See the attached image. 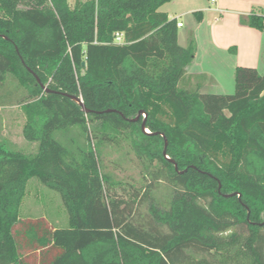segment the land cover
Segmentation results:
<instances>
[{
	"label": "trees",
	"instance_id": "16d2710c",
	"mask_svg": "<svg viewBox=\"0 0 264 264\" xmlns=\"http://www.w3.org/2000/svg\"><path fill=\"white\" fill-rule=\"evenodd\" d=\"M171 1L0 0V107L21 106L37 144L0 143V264H264V75L238 67L230 95L192 87L197 44L179 45ZM240 21L264 38V15ZM128 139L149 163L140 186L104 163ZM34 179L65 227L21 217Z\"/></svg>",
	"mask_w": 264,
	"mask_h": 264
},
{
	"label": "rangeland",
	"instance_id": "374dc122",
	"mask_svg": "<svg viewBox=\"0 0 264 264\" xmlns=\"http://www.w3.org/2000/svg\"><path fill=\"white\" fill-rule=\"evenodd\" d=\"M199 2L200 7L210 6L208 0H199ZM69 3L72 7L74 0H69ZM182 5L179 1L173 2V4L165 6L163 10L178 9ZM223 15L225 16L226 14ZM241 17H239L240 20ZM216 18L219 19V15L211 11L203 12V20L200 21L193 13L179 18L184 26L179 30V45L187 48L193 36L196 35L199 38L200 45L196 52L195 60L189 67L193 72L205 67L210 62V59L211 61L217 58L221 60L227 59L226 55L228 53L232 54L233 50L237 51L238 49L236 43L240 41L243 33L235 28L231 18L228 23H224L222 17L219 22H216ZM239 22L241 24V21ZM256 62H258L257 70L261 75H264V49L261 52L259 51L255 63L252 64H256ZM207 76V74H203L198 77L202 84L204 80L206 81ZM9 83L11 89L16 86L13 80ZM194 83L193 86L195 85ZM216 83L212 86L208 85L204 93L233 94L234 83L232 75L226 73L223 77L219 76V81ZM21 91L19 92L22 93L23 91ZM25 122L26 117L21 106L0 107V143H6L10 149L25 150L27 153L32 152V148L36 149L37 144H30L24 139L23 127ZM103 159L106 170L112 173L117 181L131 182L139 186L144 180L146 182L144 166L149 163L146 158L137 155L131 139L124 140L120 147L109 146L105 148ZM169 193L170 189L165 184L157 185L156 195L158 197L166 199ZM142 211H144V207ZM20 215L22 218H45L51 224H60L61 227H65L68 224V214L60 195L44 186L38 179L30 181L27 188V196L21 206Z\"/></svg>",
	"mask_w": 264,
	"mask_h": 264
},
{
	"label": "crops",
	"instance_id": "0c3cea01",
	"mask_svg": "<svg viewBox=\"0 0 264 264\" xmlns=\"http://www.w3.org/2000/svg\"><path fill=\"white\" fill-rule=\"evenodd\" d=\"M177 1L183 4L180 8L163 10L165 6L173 4V2ZM208 2L210 4L209 7H200L199 0H172L171 2L162 6L159 10L160 12L166 13L170 19H176L178 23H181L179 20L180 17L190 13H200L198 15H195L197 16V19L200 18V20H203V12L211 11L219 15V19L216 18V22H219L220 18L222 17L223 22L228 23L229 19L231 18V22H233L235 28L243 33L240 41L236 43L238 47L237 51L233 50L232 54L228 53L226 55L227 59L221 60L217 58L213 59L212 61L210 59V62L208 63L209 65L206 64L205 67L197 70L196 72L190 70L189 67L192 64L187 68V76L189 77L192 83L191 86H200L202 93H204L208 85L212 86L213 84H217L216 82L219 81V76L223 77L226 73L233 76L234 83L235 71L238 67H251L258 69V62H256V64L252 63H255L256 56L257 54H259V51L261 52V50L264 49V38L262 33L256 29L244 27L239 22L240 16H247L251 14L264 15V0H218V3L216 5H211L210 0H208ZM229 13H231V15H229ZM223 14L226 15L224 16ZM183 27V25L179 27V30ZM193 37L196 41L198 50V47L200 45L199 38L196 35ZM202 73L208 75L206 81L204 80L203 84L198 78L199 76L203 75ZM193 83L195 84L194 86ZM196 83L199 85H197ZM233 89L235 90V83L233 85ZM28 218L30 219V217ZM54 226L61 227L60 224ZM39 254L40 253L38 252L35 255V259L37 260V262ZM29 255V253L25 254L26 260Z\"/></svg>",
	"mask_w": 264,
	"mask_h": 264
},
{
	"label": "water",
	"instance_id": "95a60500",
	"mask_svg": "<svg viewBox=\"0 0 264 264\" xmlns=\"http://www.w3.org/2000/svg\"><path fill=\"white\" fill-rule=\"evenodd\" d=\"M38 79V81L40 82V80H39V78H37ZM45 88V87H44ZM46 89V88H45ZM65 96H68V97H70L73 101H75L77 104H79L80 106H82L83 107V109L88 113L89 112V110L88 109H86V107L84 106V103H83V101H82V99L80 98V97H77V96H71V95H67V94H64ZM143 113H140L139 114V116L134 120V121H138L139 120V118H140V116L142 115ZM142 129L146 132V133H150V132H148L147 130H146V127H145V123L142 125ZM167 147V146H166ZM164 154H166V151L164 152ZM173 163L175 164V167H176V170L178 171V165H177V163L176 162H174L173 161ZM221 184H220V186H219V189H221ZM236 194L234 193V194H231V195H225V197L226 198H229V197H233V196H235ZM239 197H241L240 195H239Z\"/></svg>",
	"mask_w": 264,
	"mask_h": 264
},
{
	"label": "built area",
	"instance_id": "2783aa9c",
	"mask_svg": "<svg viewBox=\"0 0 264 264\" xmlns=\"http://www.w3.org/2000/svg\"><path fill=\"white\" fill-rule=\"evenodd\" d=\"M211 5H216L218 3V0H210ZM182 24L178 23V27H181ZM124 41V35L122 33H116L115 35V42L118 44H122Z\"/></svg>",
	"mask_w": 264,
	"mask_h": 264
},
{
	"label": "bare ground",
	"instance_id": "6f19581e",
	"mask_svg": "<svg viewBox=\"0 0 264 264\" xmlns=\"http://www.w3.org/2000/svg\"><path fill=\"white\" fill-rule=\"evenodd\" d=\"M148 131V130H147ZM149 132V131H148Z\"/></svg>",
	"mask_w": 264,
	"mask_h": 264
}]
</instances>
